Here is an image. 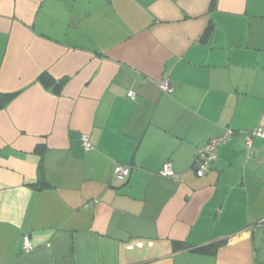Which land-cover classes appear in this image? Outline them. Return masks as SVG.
Returning <instances> with one entry per match:
<instances>
[{
	"label": "crops",
	"instance_id": "1",
	"mask_svg": "<svg viewBox=\"0 0 264 264\" xmlns=\"http://www.w3.org/2000/svg\"><path fill=\"white\" fill-rule=\"evenodd\" d=\"M0 93V264H264V0H0Z\"/></svg>",
	"mask_w": 264,
	"mask_h": 264
},
{
	"label": "built area",
	"instance_id": "2",
	"mask_svg": "<svg viewBox=\"0 0 264 264\" xmlns=\"http://www.w3.org/2000/svg\"><path fill=\"white\" fill-rule=\"evenodd\" d=\"M159 87L165 91V92H171L172 86L168 83L167 79H162L158 82ZM127 96L134 99L135 93L132 90H129L127 92ZM232 133V130H226L225 133L221 136L211 138L207 140L201 147L197 148L195 150V156L193 161V169L197 176H203L211 167L212 162L216 158L215 150L217 147L221 144L222 141L226 139L227 136H229ZM256 137L264 138V126H257L245 134V145L249 149L252 146L253 140ZM81 144L82 147L86 150L89 149L92 144L90 142L89 136L87 133L81 134ZM131 167L126 164L121 163H115L113 165L112 173L114 176L118 178L126 177L130 174ZM160 174L162 176H173L180 180V175L176 174L168 161L164 162ZM264 224V217L257 220L255 223L250 225L251 229H254L256 227H260ZM22 244L25 251H29L33 248V245L31 243V239L28 234L23 235L22 238Z\"/></svg>",
	"mask_w": 264,
	"mask_h": 264
},
{
	"label": "trees",
	"instance_id": "3",
	"mask_svg": "<svg viewBox=\"0 0 264 264\" xmlns=\"http://www.w3.org/2000/svg\"><path fill=\"white\" fill-rule=\"evenodd\" d=\"M213 28V23L211 20H209L207 22V24L205 25L202 34L200 36V41H206L208 36L210 35L211 31ZM42 80H46L45 75L41 74V76L39 77ZM65 82V79H61V80H53V79H49V83H52V89L55 92H59L61 87L63 86ZM15 94H3L0 93V108L4 107L13 97ZM225 242V240H221V242L215 243L213 245V249L217 248L219 245H222Z\"/></svg>",
	"mask_w": 264,
	"mask_h": 264
}]
</instances>
